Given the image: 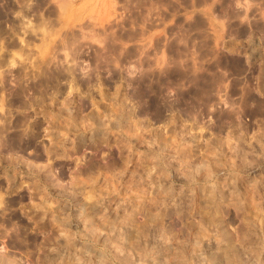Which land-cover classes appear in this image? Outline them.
<instances>
[{"label": "rangeland", "instance_id": "obj_1", "mask_svg": "<svg viewBox=\"0 0 264 264\" xmlns=\"http://www.w3.org/2000/svg\"><path fill=\"white\" fill-rule=\"evenodd\" d=\"M0 129V264H264V0H0Z\"/></svg>", "mask_w": 264, "mask_h": 264}, {"label": "bare ground", "instance_id": "obj_2", "mask_svg": "<svg viewBox=\"0 0 264 264\" xmlns=\"http://www.w3.org/2000/svg\"><path fill=\"white\" fill-rule=\"evenodd\" d=\"M17 1V0H16ZM45 2V1H44ZM27 4V3H26ZM11 7V6H10ZM31 8V7H30ZM3 11H5V10H3ZM22 11H23V15H25V9H22ZM28 11V10H27ZM20 12V11H19ZM27 15V14H26ZM21 20V19H20ZM20 22V21H19ZM44 22V21H43ZM19 25V24H18ZM33 25V24H32ZM39 25V24H38ZM22 40V39H21ZM16 95H23V90L22 89H18L17 91H16V93H15ZM18 97H20V96H18ZM25 105H27L26 103H24ZM27 118V117H26ZM22 122V121H21ZM1 130V129H0ZM22 139V138H21ZM233 256V258H234V255H231V256H228L229 258H231ZM155 259V258H154ZM228 259V258H227ZM232 259V258H231ZM157 260H158V258H157ZM237 260V259H236ZM158 262V261H157ZM228 264H231V263H233L234 264V261H231V260H229L228 259V262H227Z\"/></svg>", "mask_w": 264, "mask_h": 264}]
</instances>
